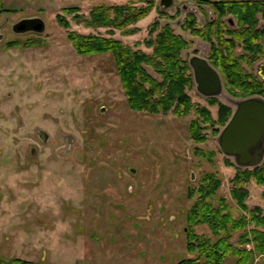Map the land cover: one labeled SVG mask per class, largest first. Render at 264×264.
<instances>
[{
	"label": "rangeland",
	"instance_id": "1",
	"mask_svg": "<svg viewBox=\"0 0 264 264\" xmlns=\"http://www.w3.org/2000/svg\"><path fill=\"white\" fill-rule=\"evenodd\" d=\"M149 2L151 12L129 26V34L114 30L108 35L73 17L66 18L69 29H64L57 18L67 8L88 18L95 7L142 8ZM194 3L2 0L8 13L0 14V258L42 264H174L189 257L186 214L195 200L189 193L209 174L221 185L207 202L217 208L224 201L232 218L249 221L230 190L236 170L252 168L238 167L222 154L218 136L223 127L216 136L208 127L206 142L197 144L189 135L192 115L131 111L111 55L78 56L67 39L69 32L101 35L133 48L141 43L139 49L150 53L142 44L158 22L190 42L184 60L207 59L209 44L181 28L184 11L193 10ZM209 11L203 8L202 16ZM26 20L38 21L43 31H13ZM187 93L214 120L218 104L233 113L240 100L229 95L223 81L216 97L201 96L194 81ZM209 99L216 104L209 105ZM244 187L248 209L260 208L264 217V187L254 182ZM194 231L214 238L205 225ZM242 233L232 234L234 247L253 253L250 264H264L250 233L246 244L237 243ZM225 264L238 263L231 256Z\"/></svg>",
	"mask_w": 264,
	"mask_h": 264
},
{
	"label": "trees",
	"instance_id": "2",
	"mask_svg": "<svg viewBox=\"0 0 264 264\" xmlns=\"http://www.w3.org/2000/svg\"><path fill=\"white\" fill-rule=\"evenodd\" d=\"M152 8V2L142 8L126 5L99 6L92 9L88 18L78 16L76 8H67L63 9L57 18L64 29H69L66 18L73 17L77 23H81L86 28L106 29L108 35H112L114 30L129 34L128 27L145 19ZM3 13L8 11L3 9L2 0H0V14ZM181 28L194 37L199 36L197 30L191 26ZM154 33L156 35L153 37ZM149 34L150 38L142 45L149 49L150 53L139 49L141 43H137L133 48L124 45L120 40L101 35L69 32L67 39L78 56L111 55L127 106L131 111L151 115L171 114L177 118L192 115L189 124L190 139L197 144L205 143L207 135L204 131L211 127L212 134L216 136L219 133L218 128L224 127L230 119L232 113L230 108L218 104L217 119L214 120L207 108L192 103L187 93V90L193 86L192 71L189 63L182 57V53L190 43L175 34L168 24L159 27L158 22L153 23ZM204 37L209 41L212 40V34ZM209 61L220 73L225 90L230 96L240 100L249 97L264 99L262 83L250 80L239 57L234 56L231 50L219 52L211 49ZM207 102L211 106L216 104L214 99H209ZM199 156L211 158L202 153H199ZM250 182L264 187V160L252 169H237L231 179V198L240 210L247 211L249 221L245 217L232 218L224 201L217 208L207 202L209 198L216 195L221 185L214 174L207 175L198 188L189 193V197L195 196L186 214L188 225L185 230V242L189 257L174 264H225L226 259L231 256L237 259L238 264H250L253 253L239 250L231 242L232 234L241 232L243 233L237 238V243L246 244L250 233L253 237L255 252L264 254V232L260 230L264 225V217L260 208L250 210L246 205L248 191L244 185ZM199 225L207 226L214 238L196 235L194 228ZM248 225H251L249 233L246 232ZM0 264L42 263L0 258Z\"/></svg>",
	"mask_w": 264,
	"mask_h": 264
},
{
	"label": "flooded vegetation",
	"instance_id": "3",
	"mask_svg": "<svg viewBox=\"0 0 264 264\" xmlns=\"http://www.w3.org/2000/svg\"><path fill=\"white\" fill-rule=\"evenodd\" d=\"M162 2L167 4L171 3V0ZM193 2L194 9L184 11L182 26H191L197 30L199 36L196 38L209 44L210 50L216 49L219 52L231 50L234 56L239 57L250 80L261 82L264 86V0H193ZM203 8L210 9L206 17L202 16ZM23 23L27 26L21 33L35 32V27L39 25L36 20H26L12 26L13 31L18 32L17 26ZM1 27L3 26H0V29ZM207 34H212L211 41L205 39L204 36ZM1 40L0 34V42ZM209 54L210 51L208 58L203 60L218 73L222 91V77L210 64ZM261 156H264V152Z\"/></svg>",
	"mask_w": 264,
	"mask_h": 264
},
{
	"label": "water",
	"instance_id": "4",
	"mask_svg": "<svg viewBox=\"0 0 264 264\" xmlns=\"http://www.w3.org/2000/svg\"><path fill=\"white\" fill-rule=\"evenodd\" d=\"M26 23L17 26L22 32ZM43 25L35 27L41 32ZM193 81L197 92L206 97H216L221 93V81L218 73L205 60L194 57L189 60ZM235 110L218 136V145L222 154L234 159L238 167L259 166L264 156V99L249 97L236 101Z\"/></svg>",
	"mask_w": 264,
	"mask_h": 264
}]
</instances>
